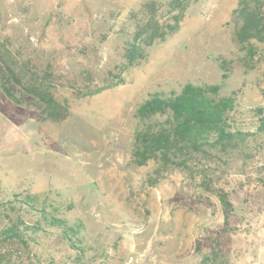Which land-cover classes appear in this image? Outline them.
<instances>
[{
  "label": "rangeland",
  "instance_id": "obj_1",
  "mask_svg": "<svg viewBox=\"0 0 264 264\" xmlns=\"http://www.w3.org/2000/svg\"><path fill=\"white\" fill-rule=\"evenodd\" d=\"M151 3L168 20L165 0H0V36L59 76H98L122 64ZM238 7L192 5L121 84L70 98L65 109L17 104L0 89V201L37 194L39 208L82 222L83 250L54 237L43 246L0 242V264H197L214 252L209 264H264V43L235 41ZM189 82L236 97L230 124L246 139L185 154L179 165H137L139 106Z\"/></svg>",
  "mask_w": 264,
  "mask_h": 264
},
{
  "label": "trees",
  "instance_id": "obj_2",
  "mask_svg": "<svg viewBox=\"0 0 264 264\" xmlns=\"http://www.w3.org/2000/svg\"><path fill=\"white\" fill-rule=\"evenodd\" d=\"M165 1L171 14L168 20L161 21L155 3L149 4V17L135 29L124 47L122 64L109 67L98 76L94 72L72 78L59 76L50 69L51 65L41 68L39 59L23 53L22 46L15 52L10 38L0 36V89L17 104L32 98L48 109L58 110L65 109L70 98L92 96L121 84L124 71L144 61L153 45L176 33L190 7L202 0ZM263 8V0H239L234 14V39L238 44L253 39L264 43ZM63 81L67 82L68 96ZM219 91L218 85L189 82L178 92L155 93L144 100L137 112L139 123L133 161L139 166L151 159L159 160L164 166L179 165L178 159L185 154L243 142L247 134L232 129L230 124V113L237 99L233 95L218 97ZM160 117L165 119L160 120ZM259 130L264 133V117ZM13 196L0 201L1 243L43 246L54 237L81 255L83 250L76 242L82 231L80 220L70 222L60 216L58 210H48L46 205L39 208L43 203L32 192ZM213 255L205 256L197 264L215 263L218 256L216 252Z\"/></svg>",
  "mask_w": 264,
  "mask_h": 264
}]
</instances>
